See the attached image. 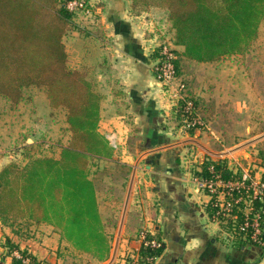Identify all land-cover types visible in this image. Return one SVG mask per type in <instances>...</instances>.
<instances>
[{"label":"crops","instance_id":"crops-1","mask_svg":"<svg viewBox=\"0 0 264 264\" xmlns=\"http://www.w3.org/2000/svg\"><path fill=\"white\" fill-rule=\"evenodd\" d=\"M95 3L98 30L67 37L71 47H78L74 58L65 46L67 30L62 41L67 66L84 72L101 95L97 132L106 142V154L89 158L87 177L108 252L98 260L75 249L56 226L26 217L22 224L15 222L18 218H0V264H14L15 250L40 264H120L128 253L139 257L142 230L156 233L164 245L151 264H264V240L249 245L230 233L225 236L224 226L211 213L209 195L193 181L205 160L228 165L235 150L242 151L236 153L240 159L253 160L248 167L252 165L256 179L264 177V160L258 154L264 149V123H251L263 119V93L256 91L252 102L248 91L251 71L255 87L264 83V20L246 49L218 61L185 58L183 47L176 45L184 63L207 71L204 90L190 92L201 124L189 130L180 116H172L149 69L146 37L133 23L135 15L126 11L124 2ZM172 118L178 119V126L170 124ZM226 134L254 138L237 139L230 148L218 140ZM250 139L255 140L253 157L246 152ZM185 151L194 152V167L185 161Z\"/></svg>","mask_w":264,"mask_h":264},{"label":"trees","instance_id":"trees-1","mask_svg":"<svg viewBox=\"0 0 264 264\" xmlns=\"http://www.w3.org/2000/svg\"><path fill=\"white\" fill-rule=\"evenodd\" d=\"M66 1L0 0V97L14 106L22 99L23 88L41 87L50 107L65 109L70 131L58 157L37 156L21 168L12 163L0 168V218L7 221L26 217L49 223L58 227L75 249L99 260L106 256L108 242L94 188L87 177V164L94 155L106 154V142L97 132L101 95L84 72L67 66L62 37L77 15L65 7ZM131 3L138 12L166 11L174 44L183 47L185 58L198 62H214L242 52L256 38L258 25L264 20V0ZM184 100H178L180 115L184 113ZM258 154L264 160V149ZM217 173L223 178H237L241 171L231 174L224 162L205 160L197 174L208 178ZM237 220L241 222L242 215ZM232 236L244 239L239 234ZM150 237L159 245H141L139 264H151L164 248L156 233L148 234ZM261 238L264 240L263 234ZM244 241L258 245L248 237ZM19 252L28 261L15 257L14 264H40L28 253Z\"/></svg>","mask_w":264,"mask_h":264},{"label":"rangeland","instance_id":"rangeland-1","mask_svg":"<svg viewBox=\"0 0 264 264\" xmlns=\"http://www.w3.org/2000/svg\"><path fill=\"white\" fill-rule=\"evenodd\" d=\"M87 2H89L88 4L91 5L92 10H90L89 14L85 15H82L80 12H78V15L74 16L72 19V24H70L65 33V46L70 52L72 58H74L78 47H71L69 42H67V37L69 35H73V32L78 33L76 36L79 37V34L81 33L80 31L87 30L89 32H93L97 29V26L99 25L100 14L96 11L95 2H124L126 11L129 12L130 15H135V18L132 20L134 21V25L139 27L143 33L142 35L146 37V44L144 46L146 47L145 51L148 58L147 63L152 73L154 64H156L161 57L160 53L162 48H171L174 54V65L176 67L178 76L174 82L168 86L159 82L158 83L161 85L159 86L161 87V94L163 93V95L166 97V100L169 104L168 106L173 112L172 116L176 118L179 115L181 118V123L183 122L182 124H184V118H182L180 112L178 113V108H180L178 107V98L173 95L176 91L177 83L180 81L184 83L186 90L184 93L190 97V92H194L193 89H203V85L206 86L205 80L207 78V71L205 68L200 69L190 66L188 63H184L182 59L179 58L177 46L174 44V32L170 20H168L166 11L160 9H150L147 12H138L132 8L131 0H87ZM262 32L263 34L261 36L264 37V28ZM251 72L252 73L251 75L249 74L250 77L248 78V81L251 79L250 82L252 84V87L248 90L251 101L254 102V93L256 91L258 92L261 90L263 93V108L261 109L263 113V119L261 121H258V119L251 120L252 124L255 125L256 123V125H259V123H264V83L262 88L255 87V74H253V71ZM191 99L195 102L193 96ZM11 106L13 105L10 103V101L0 97V165L3 167L5 164L12 163L14 166H17V168H21L33 157H58L61 146L68 143L70 135L68 124L65 119V109L63 107H50L47 103L43 88L35 86L23 88L22 99H20L19 102L13 107ZM203 109L205 108H202V110ZM253 110L254 105H252V112L254 113ZM197 114L199 115V113ZM174 118H172V122H170L173 127L176 125L178 126V119ZM174 137L177 136H172L171 138ZM242 137H249L251 139L254 138V136L238 137L236 134H226V136H221L218 140H222L226 146L228 145L230 148H233L237 139ZM249 138H247V141ZM218 140L216 142H218ZM254 142L255 140H251L247 143L250 144V151L248 149L246 152L251 154L252 157L255 155V150H253L254 148L252 145ZM185 152H188V157L185 161L187 164H191L194 167L196 163L192 161V156L190 155L191 153L194 154V152ZM236 153L240 155L242 151L235 150V152L232 154V158H230V163L228 165L225 164L227 170H229L231 174L240 173V171L241 173L242 171L249 173L254 171L252 165L248 167V163L250 162V164H253V160L240 159ZM246 205V203H242L243 208L240 205L233 208L235 210V219L233 221L227 217L217 218V221L225 228V236H228L229 232H231L229 229H232V227L238 223V215H244V212L247 214L249 213V209L246 208ZM244 208L246 211H244ZM17 218L18 219H16L15 222L18 224H22V222H24V220H22L23 217ZM151 234L153 235L154 233L152 232ZM241 236L244 237V239L246 238L244 235ZM240 239L243 240V238ZM247 243L251 245L249 241H247ZM86 260L89 262L88 259ZM120 262V264L124 263L123 260Z\"/></svg>","mask_w":264,"mask_h":264},{"label":"built area","instance_id":"built-area-1","mask_svg":"<svg viewBox=\"0 0 264 264\" xmlns=\"http://www.w3.org/2000/svg\"><path fill=\"white\" fill-rule=\"evenodd\" d=\"M88 3L86 0H67L65 7L76 15H78V12L85 15L89 14L90 10H92L91 5ZM160 54L161 57L154 64L153 71L158 82L168 86L177 77L174 65L175 58L171 48H162ZM184 91H186L185 85L180 81L177 83L176 91L173 95L178 100L189 98ZM184 102V113L181 116L185 120V126L190 128L200 125L201 120L192 100L186 99ZM208 170L211 172L212 167L209 166ZM193 181L197 190H202L205 194L209 195L211 208L214 209L213 216L216 220L220 217H227L233 221L235 219V210L233 208L238 205L243 208L242 203H246V208L249 209V213L244 212L242 221L232 227L231 233L232 235H244L255 244L262 243L261 235L264 222V182L262 180L256 179L249 172L242 171L237 178H223L217 173L210 175L208 178L195 176ZM244 211H246L245 208ZM148 234L152 235L149 231L142 230L139 232L140 244L143 246L157 247L159 243L152 237L148 238ZM13 255L23 262L28 261V258L23 257L17 250L13 252ZM139 259L138 256L128 253L123 257V264H139Z\"/></svg>","mask_w":264,"mask_h":264}]
</instances>
